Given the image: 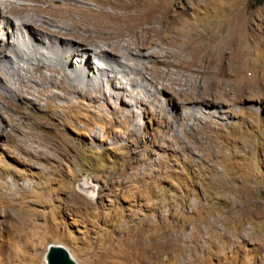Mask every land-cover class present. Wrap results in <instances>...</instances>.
I'll return each instance as SVG.
<instances>
[{
  "label": "rangeland",
  "instance_id": "obj_1",
  "mask_svg": "<svg viewBox=\"0 0 264 264\" xmlns=\"http://www.w3.org/2000/svg\"><path fill=\"white\" fill-rule=\"evenodd\" d=\"M2 6L130 64L147 54L141 85L127 73L117 84L145 96L157 80L166 107L76 91L48 69L20 95L6 79L18 76L0 72V264H50L59 245L70 264H264V0ZM2 28L0 49L21 34ZM42 28L34 37L54 40Z\"/></svg>",
  "mask_w": 264,
  "mask_h": 264
},
{
  "label": "bare ground",
  "instance_id": "obj_2",
  "mask_svg": "<svg viewBox=\"0 0 264 264\" xmlns=\"http://www.w3.org/2000/svg\"><path fill=\"white\" fill-rule=\"evenodd\" d=\"M3 4H5V0H0V20H2V26H3L2 33H4L3 35L6 37V32L7 34L10 32L14 33L16 32V29H17V31L21 33L20 34L21 38H19L20 37L19 35H15L14 39H16L17 42L13 43L12 41L11 43H8V42L5 43L4 41V43H1L2 48L0 49L1 50L0 51V72L6 73V74L9 73V74L18 76L17 77L18 80L15 82L11 81V79L9 78H6V79H8V83H9L7 86H9L11 89L16 90L18 93H20V95L21 93H24L26 91H33L35 89L34 84L29 83L27 81V78L29 81L31 80L35 81L36 80L35 78L38 76V75L35 76L32 73V70L39 73V72H43L44 70L48 69V70L54 71L56 74L60 73L62 75L61 77L62 79L70 80L72 82V83L69 82L70 85H72L76 91L87 90L90 86L91 87L93 86L98 91L103 90L104 91L103 93L107 97L129 96L131 97V103L140 108H141L140 103L142 102H148L149 104L157 100L159 102L157 107L160 108L158 111H156L158 112L157 115L161 114L164 111V108L166 107V101H163V99L157 93L158 91H160L157 80L153 81L154 86L156 87L155 90L153 91L147 90L148 93L146 92L145 96H142L139 93V91H135L134 88H128L126 87V85L124 86L122 84L120 85L117 84V81L121 80L120 74L127 73L129 74V76L132 74L130 77L128 76L129 84H131L132 86H134V84L141 85L139 80L135 77L138 75L145 74L146 73L145 70H149V69L153 70V66L148 65L144 60L146 59V57H148L147 54H144L141 52H137V53L135 52L136 60L135 62L130 64L127 61L126 62L122 61L117 56L113 55L114 53H116L122 57H125V58L127 57L126 55H122L113 49L102 47L100 44H97L95 47L87 45V44L82 45L81 43L73 41V39H68L64 35V32L61 29V26L59 25L56 26L58 27L56 30L50 29L48 26H50L49 23L51 21L49 22L46 19H43V18L39 19V18H35V17L28 15V16L20 17L19 19L21 20V22L18 23L14 21L13 16L9 14L7 10H4L2 6ZM22 9L29 10V8H25V9L22 8ZM36 20L39 22L37 23ZM14 24H15V30L12 26ZM43 25H46V26H43ZM41 26L45 28L44 31L46 33L50 34V37L52 35L54 40H49L48 38L44 37L43 41H38V39L34 37L33 33L35 31L40 30L42 28ZM24 28L27 29V31H25ZM127 45L131 52H134L140 46V44H133L132 42H128ZM7 47L13 51L14 56L8 57V53L4 51L6 50ZM24 49H26L27 51L24 52ZM184 50L185 49L183 47L179 46L178 53L180 54ZM111 52H113V54ZM93 54H94V58H96L99 61V63H102V65L96 64V62L92 59ZM154 54L155 56H158L159 52L157 51ZM73 58L77 59V63H76V67L72 68V70L70 71L69 68H70V65L72 64ZM199 59H201L200 56H199ZM141 62H143L144 65H141ZM93 63L96 65L95 67ZM86 71H89V72L86 74ZM91 72H93V75H91ZM195 72L196 71H194V73ZM83 74H85V76L87 77L86 81H83ZM105 74L108 76L107 82L109 83V86H111V91L109 94H107V92L104 90V84H105L104 79L105 78H101L100 81L97 83L98 77H102ZM47 77L45 78L47 79ZM45 78H41L40 81H44ZM49 79L53 81L54 75L50 76ZM144 79H145V76H142L141 81H145ZM1 87H2V84L0 83V88ZM115 87H117L118 90H114ZM162 88L172 90L173 83L171 84L170 82L169 84H164ZM0 96L2 95L0 94ZM187 108L189 109V107ZM131 111L133 112L134 115L138 116L136 113L137 111H134V110H131ZM143 112L149 113L150 110L148 107H145ZM180 115L182 116V113ZM64 259H65L64 257H61V261L66 262V260Z\"/></svg>",
  "mask_w": 264,
  "mask_h": 264
},
{
  "label": "water",
  "instance_id": "obj_3",
  "mask_svg": "<svg viewBox=\"0 0 264 264\" xmlns=\"http://www.w3.org/2000/svg\"><path fill=\"white\" fill-rule=\"evenodd\" d=\"M56 246V245H55ZM60 248H55V249H51L49 251V262L50 264H61L59 262L58 257H64L66 262L62 263V264H70V259H68V251L65 247L59 245Z\"/></svg>",
  "mask_w": 264,
  "mask_h": 264
}]
</instances>
